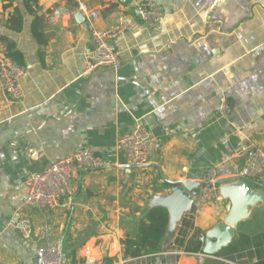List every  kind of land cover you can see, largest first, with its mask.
<instances>
[{
    "label": "crops",
    "instance_id": "1",
    "mask_svg": "<svg viewBox=\"0 0 264 264\" xmlns=\"http://www.w3.org/2000/svg\"><path fill=\"white\" fill-rule=\"evenodd\" d=\"M141 2L164 12L154 29L137 18ZM14 9L22 14L19 33L6 28ZM92 11L97 30L130 23L114 40L117 72L85 71ZM1 37L21 54L25 77L18 101L0 87V264H40L42 246L75 252L82 263L84 250L102 262L122 259L120 242L135 235L153 196L169 194L170 183L201 182L211 171L217 181L235 178L250 152L264 149V0H0ZM221 99L228 106L222 117ZM137 123L153 134L156 149L148 164L129 167L117 141ZM85 148L109 166L80 172L60 208L27 211L35 237L23 240L15 224L26 180ZM248 186L264 194L261 179ZM227 203L218 192L184 237L181 222L162 250L170 254L140 264H245L237 257L250 247L231 254L228 246L203 261L201 251H185L223 222ZM263 208L259 198L247 209L229 245L240 234L264 233Z\"/></svg>",
    "mask_w": 264,
    "mask_h": 264
},
{
    "label": "built area",
    "instance_id": "2",
    "mask_svg": "<svg viewBox=\"0 0 264 264\" xmlns=\"http://www.w3.org/2000/svg\"><path fill=\"white\" fill-rule=\"evenodd\" d=\"M138 20L147 28L154 29L163 20L164 12L158 5L152 3H138L135 6ZM98 14L89 12L86 17V25L93 41V49L87 54L85 71L87 73L96 70L117 72L121 68V60L114 40L121 34L131 29L127 21L119 22L110 29L97 30L94 28V20ZM55 22V18H51ZM25 70L13 60L0 54V87L2 91L13 101L23 98L22 82ZM227 102L221 99L219 105L220 117L227 110ZM117 148L122 152L126 165L129 167H142L148 164L149 159L156 149V139L142 124L137 123L133 130L118 139ZM109 166V163L99 157L91 149H79L72 155L50 163L41 173L31 175L25 182V199L19 209L20 218L15 224V229L25 241H31L35 237L33 223L27 211L36 209L39 211L55 210L61 207L63 201L71 200L74 193V182L80 172L101 170ZM236 179L243 181H264V149L255 148L245 159L244 164ZM217 178L213 171L208 172L201 180L197 194L192 197V211L187 218L192 222L204 210L205 206L214 201L218 196ZM44 239L43 234L38 235ZM204 236L198 238L201 244L200 261L207 256L202 254ZM160 253L146 255L135 259H119L110 264H140L141 260L156 256L168 255ZM40 264H68L69 259L59 246L39 247L36 251ZM208 258V257H207ZM84 264H105L90 250L83 251Z\"/></svg>",
    "mask_w": 264,
    "mask_h": 264
},
{
    "label": "water",
    "instance_id": "3",
    "mask_svg": "<svg viewBox=\"0 0 264 264\" xmlns=\"http://www.w3.org/2000/svg\"><path fill=\"white\" fill-rule=\"evenodd\" d=\"M77 20L83 21L82 16H77ZM217 184L219 185V199L228 201L227 213L223 222L217 223L205 235L202 254L207 257H212L221 249L228 247L234 237L236 226L246 219L247 209L257 204L259 198L264 200L263 192L250 189L248 181L231 178L219 180ZM200 185L201 182L170 183L169 194L153 196L148 203V209L162 208L168 214L167 227L162 242L163 251L170 247L182 220L191 214L192 197L197 194Z\"/></svg>",
    "mask_w": 264,
    "mask_h": 264
},
{
    "label": "trees",
    "instance_id": "4",
    "mask_svg": "<svg viewBox=\"0 0 264 264\" xmlns=\"http://www.w3.org/2000/svg\"><path fill=\"white\" fill-rule=\"evenodd\" d=\"M8 6H4L6 8ZM23 19L19 9H14V14L10 16L6 23V28L14 33H19L22 30ZM33 35L40 43L39 36L36 32V27H33ZM0 42L4 46V55L13 60L18 66L22 65V56L15 50V45L12 41L5 37L0 38ZM170 186V185H169ZM264 211V208L263 210ZM168 222V214L166 210L162 208L141 210L139 217L137 218V230L135 235L126 236L121 240L122 255L124 259H135L146 255H156L162 253V242ZM192 227V223L189 219H183L181 234L183 237L186 234V230ZM235 245H229L228 249L231 254L237 253L240 248L242 251L249 249L245 254L238 255V259L246 258L245 264H264V256L261 254L264 250V233H258L255 237L250 238L245 234H240ZM176 243H182L180 239L176 240ZM179 245V244H178ZM186 252L198 253L201 251V244L198 242L192 248H185ZM255 258V261L252 259ZM71 264H83L82 261L78 262L75 257V252L68 256ZM230 259V257H229ZM105 264H110L111 261L106 259L103 261Z\"/></svg>",
    "mask_w": 264,
    "mask_h": 264
},
{
    "label": "rangeland",
    "instance_id": "5",
    "mask_svg": "<svg viewBox=\"0 0 264 264\" xmlns=\"http://www.w3.org/2000/svg\"><path fill=\"white\" fill-rule=\"evenodd\" d=\"M67 257H68V255H67Z\"/></svg>",
    "mask_w": 264,
    "mask_h": 264
}]
</instances>
